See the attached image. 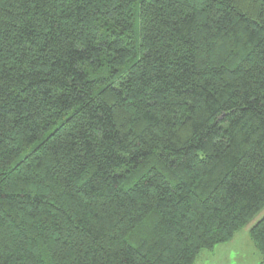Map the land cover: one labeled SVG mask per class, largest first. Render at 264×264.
<instances>
[{
    "label": "trees",
    "instance_id": "16d2710c",
    "mask_svg": "<svg viewBox=\"0 0 264 264\" xmlns=\"http://www.w3.org/2000/svg\"><path fill=\"white\" fill-rule=\"evenodd\" d=\"M263 209L264 0H0V264H195Z\"/></svg>",
    "mask_w": 264,
    "mask_h": 264
},
{
    "label": "rangeland",
    "instance_id": "374dc122",
    "mask_svg": "<svg viewBox=\"0 0 264 264\" xmlns=\"http://www.w3.org/2000/svg\"><path fill=\"white\" fill-rule=\"evenodd\" d=\"M263 216L264 209L246 227L237 232L230 242L217 245L211 252H201L195 264H262L248 232Z\"/></svg>",
    "mask_w": 264,
    "mask_h": 264
}]
</instances>
